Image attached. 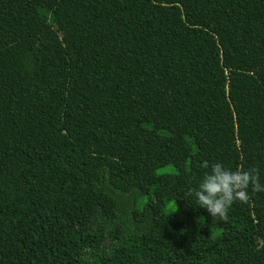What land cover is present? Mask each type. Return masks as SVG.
<instances>
[{
    "label": "trees",
    "instance_id": "16d2710c",
    "mask_svg": "<svg viewBox=\"0 0 264 264\" xmlns=\"http://www.w3.org/2000/svg\"><path fill=\"white\" fill-rule=\"evenodd\" d=\"M264 0H0V264H264Z\"/></svg>",
    "mask_w": 264,
    "mask_h": 264
},
{
    "label": "clouds",
    "instance_id": "9594fccd",
    "mask_svg": "<svg viewBox=\"0 0 264 264\" xmlns=\"http://www.w3.org/2000/svg\"><path fill=\"white\" fill-rule=\"evenodd\" d=\"M201 167L210 170L205 173L198 187L190 188L187 195L194 197L200 208L221 222L228 220L229 209L235 202H249V189L252 192H264V184L255 169L231 170L221 162L210 164L207 160L203 161Z\"/></svg>",
    "mask_w": 264,
    "mask_h": 264
}]
</instances>
